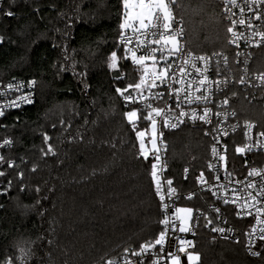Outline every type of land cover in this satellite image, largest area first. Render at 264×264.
Returning <instances> with one entry per match:
<instances>
[{
  "label": "trees",
  "instance_id": "16d2710c",
  "mask_svg": "<svg viewBox=\"0 0 264 264\" xmlns=\"http://www.w3.org/2000/svg\"><path fill=\"white\" fill-rule=\"evenodd\" d=\"M185 5L189 47L200 54L230 52L229 24L218 0H185ZM201 7L196 15L193 9ZM5 8L15 15L0 16V81L36 80L37 101L4 122L5 135L14 142L6 158L18 167L9 169L12 187L0 195V261L19 257L20 247L33 253L27 264H104L101 257L119 256L126 247L138 250L158 237L163 213L149 175L154 159L138 156L136 135L123 116L130 109L115 91L138 80V73L122 60L125 79L115 80L120 72L107 67L108 56L117 50L120 0H6ZM60 12L68 15L61 18ZM68 16L70 29L65 28ZM253 68L264 71V48ZM80 73H86V91ZM139 128L149 130L148 121L139 122ZM77 131L83 139L72 142ZM163 132L170 178L181 189L187 183L183 168L205 169L210 141L194 129ZM45 134L52 138L55 156L41 152ZM180 205L198 207L195 201ZM232 221L239 229L250 223ZM239 235V243L216 240L200 223L194 250L201 255L199 264H264V241L261 256L251 257L244 231Z\"/></svg>",
  "mask_w": 264,
  "mask_h": 264
},
{
  "label": "snow or ice",
  "instance_id": "6c2138e0",
  "mask_svg": "<svg viewBox=\"0 0 264 264\" xmlns=\"http://www.w3.org/2000/svg\"><path fill=\"white\" fill-rule=\"evenodd\" d=\"M122 11L120 13L122 21L119 24V34L117 37V50L123 46V55L118 56L117 50L110 53L107 58V67L113 71H119L120 75L115 76V80L125 79L126 74L120 68V62L122 60H131L134 65V71L138 73V80L135 82H128L125 87L121 88L117 86L115 91L117 95L125 102V107L130 105L139 104L140 107H132L130 110L123 113V116L128 125L131 126V130L135 133L138 141V156L143 157L145 161L149 157H153L154 162L151 164L150 177L155 185L156 195L159 197L161 207L164 211V218L158 223L164 226L158 237L154 240H148L140 244L139 249L132 247H126L119 256H114L110 259L101 260L104 264H145L144 258L148 255L153 257L151 264H164L165 261L168 264H182L181 255L184 254L187 258V264H199L201 255L197 251H189V249H195L196 245L193 241L185 239L183 237L175 236L178 231L180 233L192 232L195 235L194 228L190 221L193 219V210L191 208L176 207L171 215L168 210L172 207L167 201L172 200L177 195V189L173 187V180L166 179L164 183L161 182L160 173L163 172L166 167V163L162 160L161 147L164 143L163 129L170 130L177 129L181 124H185L187 121L195 123L197 120L204 124L212 123V116L220 117L221 112H214L208 105L213 102V97L216 92L225 91L230 84L242 85L245 88L261 87L264 88V71L259 73H253L249 75L248 64L252 59V53H242L237 51L233 62L235 64H243V68L240 71L243 73L238 78L233 76L232 69L229 67V57L223 52H212L211 55L197 54L189 47V42L184 39L187 32V23L185 19L186 5L185 0H120ZM224 5L223 11L225 13L224 19L229 21V25L226 27L227 43L229 45H235L239 48V41L244 40L248 47H261L264 46V31H261L258 26L253 24L254 20H260L264 22V9L261 8L264 5V0H243V4L237 2V0H221ZM255 6V7H253ZM238 8L241 14V18L235 19L236 12L233 9ZM245 8L253 13L252 17L247 20L243 18ZM39 13V8L34 9ZM76 11H79V5L76 7ZM204 9H193L196 15L203 12ZM5 15L12 17L15 13L8 10ZM68 14L60 12L59 16L64 18ZM72 17L68 16V22L65 25L66 29L72 27ZM237 24L245 26L246 29L251 30L248 35H244L242 32L236 31ZM56 31H60L57 29ZM131 35H128V32ZM64 35H68L65 31ZM259 37V39H255ZM4 40L3 36H0V43ZM53 47H60L53 43ZM139 53V54H138ZM65 59H69L67 49H64ZM244 57L243 60L240 57ZM223 64V67L221 66ZM75 65H73L74 69ZM65 70V69H61ZM215 71L217 79H211L208 75L210 71ZM195 72L196 77H192ZM229 73L228 75H222L223 73ZM81 77V84L86 91L89 85L85 82L84 77L86 73L77 74ZM255 81V83H254ZM37 84L36 80H30L27 85L24 82H17L15 84L8 83L4 88L0 89V97L5 98V102L0 104V117L4 116L5 111L10 108H19L22 104L34 103L32 99V93L28 92L17 96L15 99L8 100L7 97L13 91L22 92L27 87L29 89L34 88ZM175 85H179L176 87ZM213 86H215L213 88ZM194 89V92H193ZM203 90V91H202ZM147 93V94H145ZM194 93H199L194 94ZM238 95L233 91L231 96H225L219 101L218 107L225 108L229 106V101L233 97ZM247 98V97H246ZM255 98V97H253ZM174 104L169 101H173ZM157 101L158 103H153ZM159 102H162L159 103ZM95 103V101H93ZM203 105L198 111L197 108H191L190 111H185V106L191 107V105ZM178 110V111H177ZM225 118L228 115L232 117L237 116V112L233 109L230 113H224ZM187 117V121L183 119ZM159 118V119H157ZM148 121L150 123L151 137L149 140H145L146 129L141 130L139 128V122ZM87 119L85 124H87ZM61 126L65 125V121H60ZM221 121H217V125L213 126L212 132L218 133L213 136L216 141L212 145L211 153L213 157H217L218 161H223L224 175L227 183L233 182V172L228 170L227 156L220 154V150L217 148V144H220L219 134L228 136L227 130H224L219 125ZM159 125V127H158ZM55 127V125H53ZM70 123L64 128L67 132L70 128ZM232 132H235L237 128L242 127L244 129L245 143L235 147L236 154L241 156L253 151V149H264V130H259L253 136V129L257 128V123L251 120H245L243 124H234L230 126ZM211 132L205 131V135H211ZM83 139L80 132L77 131L76 136H71L70 140L74 142L77 138ZM52 138L45 134L43 136L46 148H41V152L44 156H55L56 149L53 144L49 143ZM253 140L255 141L253 143ZM13 141L11 139H4L0 143V148L5 146H11ZM150 145V147H149ZM114 146V145H113ZM135 147V145H134ZM165 145V149H166ZM227 151V145L222 146ZM7 164L9 169L18 167L11 159L0 155V166ZM245 166L247 167V161L245 160ZM212 171H217V166L214 164L208 165ZM32 171H36V167L32 168ZM185 173L188 169L185 168ZM6 175V171H0V177ZM22 178L23 173H18ZM255 177H260V182L257 184ZM187 178V176H185ZM252 178V179H249ZM201 185H206L209 190L213 187L212 184L204 179V173L201 172L198 177ZM216 181L220 180V176L216 175ZM237 185L243 184V188H233V196L231 198L223 197L224 204H234L237 207L236 215L240 218L244 216H254L256 225H264V168L252 167L247 172V177L244 181L236 180ZM12 181H8V188H11ZM220 188H226V184H219ZM8 188L4 189L5 192ZM166 189V190H165ZM254 190L255 195H253ZM37 193L41 190L39 187L35 189ZM246 193V195H245ZM213 195L218 199L221 197L213 192ZM191 199V195L187 197ZM37 205L39 200H37ZM217 213L220 212L219 208L214 209ZM41 216L43 212L39 213ZM199 220V217H196ZM205 226L211 225L212 220L205 217ZM177 221L179 222L177 224ZM213 232L225 233V229L222 227H212ZM231 232L232 229H228ZM259 232L258 236H254ZM170 233L172 234L170 236ZM247 237L246 249L251 256L260 257L261 251L254 250L256 240L264 241V227H260L258 230L253 226L248 232L245 233ZM225 239L228 237L225 236ZM169 239L174 243L169 247L173 248V251H168L166 256L165 245ZM239 243V241H236ZM49 243H51L49 241ZM159 245V251H155L156 246ZM264 247V245H262ZM21 255L19 257H6L0 261V264H16L17 260L19 264H27L28 259L33 255L30 249L20 247ZM139 257L140 259H133Z\"/></svg>",
  "mask_w": 264,
  "mask_h": 264
},
{
  "label": "built area",
  "instance_id": "2783aa9c",
  "mask_svg": "<svg viewBox=\"0 0 264 264\" xmlns=\"http://www.w3.org/2000/svg\"><path fill=\"white\" fill-rule=\"evenodd\" d=\"M218 2L222 6V11L224 8L223 3L221 0H218ZM238 3L243 4V0H237ZM5 3L6 0H0V16L4 14L8 9L5 8ZM255 7V6H253ZM262 9H264V5L261 6ZM234 12H236V16L234 17L235 19L241 18V14L238 8L233 9ZM5 15V14H4ZM223 15H225L223 11ZM7 16V15H6ZM253 13L248 11L247 8H245V13L243 18L246 20L249 17H252ZM9 17V16H7ZM13 17V16H12ZM11 18V17H9ZM226 22L229 24L230 22L226 20ZM253 24L255 26H258L261 31H264V22L260 20H254ZM236 31L244 33V35H248L251 30L246 29L245 26H241L237 24L236 26ZM128 35H131V32L129 31L127 33ZM230 35V34H229ZM1 36V35H0ZM255 39H259V37H255ZM1 45V43H0ZM239 48L235 45H229L230 47V52H224L225 55L229 57V67L232 69V75L238 78L240 75L243 73L240 71V69L243 68V64H235L233 62V58L235 57V54L237 51H240L242 53H252V59L249 61L248 68H249V75H252L253 73H259L261 71H257L253 68L254 65V57L257 53L258 50L263 49L264 46H261L259 48L257 47H248L244 40L239 41ZM139 54V53H138ZM200 54V53H197ZM117 55L122 56L123 55V46L120 47L119 50H117ZM243 56L240 57L241 60H243ZM129 63V65L134 68V65L131 63V60H124ZM223 67V64H221ZM229 73L225 72L222 75H228ZM209 77L211 79H217L215 75V71H210L208 73ZM193 77H196L195 72H193L192 77H187V79H192ZM198 79V77H196ZM29 80H12L9 82H1L0 81V89L4 88L8 83H17V82H24L25 85H27V82ZM255 83V81H254ZM178 87L179 85H175ZM215 86H213L214 88ZM203 91V90H202ZM235 91L238 93L236 97H233L229 101V106L225 108L218 107V103L220 100H222L225 96H231V93ZM28 92L32 93V99L34 103L32 104H22L21 107L19 108H10L5 111L4 116L0 117V143L3 142L4 139H11L10 137L5 135V130H6V125H5V120L7 116L14 114V113H22L25 109L31 107L34 105L37 101V84L35 85L34 88H27L25 87L22 92H16L13 91L9 94L7 97L8 100L15 99L17 96L26 94ZM194 92V89H193ZM147 94V93H145ZM194 94H199V93H194ZM263 96H264V88L261 87H248L245 88L242 85H237V84H230L229 87L223 91V92H216L214 97H213V102L209 104L208 106L213 109L214 112L219 111L222 113L220 117L212 116V123L210 124H204L197 120L195 123L191 121H187V117H184L187 122L185 124H181L177 129L170 130V129H163V131H169V132H176L181 129H194L200 131L209 141V156L208 160L206 163V167L204 170L192 172L188 167H185L188 169V172L185 173V168L182 169V178L186 184L183 185L181 189L176 188V186L173 184L172 186L177 189V195L179 198H176L175 196L173 197L172 200H168L167 202L172 205V207L168 210L169 215L172 214L174 209L176 207L180 206V203L182 201H195L198 205V207L195 208V212L193 215V220H192V226L195 231V235L192 234V232L188 233H180L176 232L174 235L178 237H183L185 239L191 240L195 243L196 245V230L198 225L201 223L203 226L205 224V217L208 219L212 220L213 223L207 228L210 232V235L212 236L213 239L220 240V241H226V242H236L239 240L240 235L239 232L240 230L244 231V240H245V245L247 242V237L245 235L246 232H248L253 226L257 228V230L260 227H264V225H256L255 224V217L254 216H244L243 218H240L236 215L237 212V207L234 204H224L223 203V197L227 196L231 198L233 196L232 189L233 188H243L244 185L240 184L237 185L235 183L236 180L244 181L245 178L247 177V172L250 168L256 167V168H264V149H253V151L247 153L244 156H241L239 154H236L234 149L238 145H243L245 143V137H244V129L242 127L237 128L235 132H232L231 125L234 124H243L245 120H251L255 121L257 123V128L253 129V136L255 137V133L259 130H264V101H263ZM247 97V98H246ZM255 97V98H253ZM5 102L4 97H0V104H3ZM170 103L174 104L173 101H169ZM153 103H158L157 101H153ZM162 104V102H159ZM125 105V102H124ZM132 107H140L139 104L136 105H130L127 108H132ZM203 105H191V107L185 106L184 110L185 111H190L191 108H197L199 111L200 108H202ZM233 109L236 110L237 116L232 117L231 115H228L227 118H225L224 113H230ZM178 111V110H177ZM159 119V118H157ZM221 121V124L219 125L221 128L224 130H227L229 135L228 136H223L222 134H219L220 137V144H217V148L220 150V154L226 155L227 156V166L228 170L233 172V182L232 183H227L225 180V175H224V168H223V161H218L217 157H213L211 153V148L212 145L216 143V141L213 139V136L218 135V133L212 132L213 126L217 125V121ZM149 123V122H148ZM150 126V123H149ZM159 127V125H158ZM150 129V128H149ZM151 131V129H150ZM205 131L211 132V135H205ZM12 140V139H11ZM13 141V140H12ZM164 143L160 145L161 147V155H162V160L166 163V167L164 168L163 172L160 173L158 170V174L160 175L161 182L164 183L166 179H171L170 178V164H169V150L168 147L165 149V145L167 146L164 138H163ZM255 141L253 140V143ZM223 145H227V151L225 152L224 148L222 147ZM14 148V142L11 146H5L3 148H0V155H3L6 157V153L12 151ZM245 160L247 161V167L245 166ZM15 162V161H14ZM16 163V162H15ZM209 164H214L217 166V171H212L209 169L208 165ZM0 171H6V175L3 177H0V195H5L9 192L10 188H8V181L9 179V168L7 167V164H4L0 166ZM204 173V179H206L209 184H212L213 187L211 190L206 185H201V183L198 180V177L200 176V173ZM216 175L220 176V180L216 181L215 177ZM187 176V178H185ZM7 177V179H6ZM252 179V178H249ZM257 184L260 182V177H255L254 178ZM226 184V188H220L219 184ZM155 186V185H154ZM12 187V186H11ZM8 188V191L5 192L4 189ZM166 190V189H165ZM248 191H253V195H255L254 190H248ZM215 192L217 193L221 198L218 199L217 196L213 195L212 193ZM191 195V199H188L187 197ZM246 195V193H245ZM161 203V202H160ZM219 208L220 212L217 213L214 211V209ZM162 213H163V218H164V211L161 207ZM199 217V220H196V217ZM233 218L240 220V221H250L248 223V229L242 228L239 229L234 223H233ZM179 222L177 221V224ZM164 228V226H162ZM212 227H222L226 231L224 234H221L219 232H213L211 229ZM162 228V231H163ZM232 229L231 232H228V229ZM172 234L170 233V236ZM259 232L254 234V236H258ZM227 236L228 238L225 239L224 237ZM262 241L256 240V244L254 247V250H259L260 243ZM174 241L169 239L168 243L165 245V252L164 255L166 256L168 251H173L174 249L169 247L170 244H173ZM159 245L156 246L155 251H159ZM246 247V246H245ZM195 249H189V251H193ZM246 252L249 256V252L246 249ZM181 255V262L182 264H187V258L184 254ZM254 257V256H251ZM133 259L139 260V257H134ZM153 257L151 255H148L144 258L145 264H151ZM164 264H168L167 261L164 262Z\"/></svg>",
  "mask_w": 264,
  "mask_h": 264
},
{
  "label": "rangeland",
  "instance_id": "374dc122",
  "mask_svg": "<svg viewBox=\"0 0 264 264\" xmlns=\"http://www.w3.org/2000/svg\"><path fill=\"white\" fill-rule=\"evenodd\" d=\"M149 128H150V126H149ZM150 137H151V131H150V129L149 130H147L146 131V137H145V140H146V138H147V140H149L150 139ZM147 140H146V142H147ZM149 147H150V145H149ZM179 207H183V208H191L192 210H193V213H192V215H194V208L193 207H191V206H185V205H180ZM193 220V219H192ZM190 223H192V221H190Z\"/></svg>",
  "mask_w": 264,
  "mask_h": 264
},
{
  "label": "water",
  "instance_id": "95a60500",
  "mask_svg": "<svg viewBox=\"0 0 264 264\" xmlns=\"http://www.w3.org/2000/svg\"><path fill=\"white\" fill-rule=\"evenodd\" d=\"M205 223H206V221H205ZM209 226H210V225H208V226L206 227L205 224H204V228H205V229L209 228ZM122 252H123V251H122Z\"/></svg>",
  "mask_w": 264,
  "mask_h": 264
}]
</instances>
